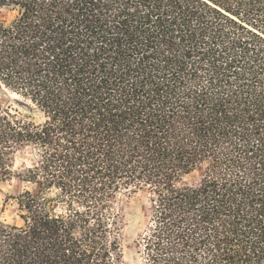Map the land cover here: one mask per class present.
Returning <instances> with one entry per match:
<instances>
[{"label":"trees","instance_id":"16d2710c","mask_svg":"<svg viewBox=\"0 0 264 264\" xmlns=\"http://www.w3.org/2000/svg\"><path fill=\"white\" fill-rule=\"evenodd\" d=\"M2 9L0 84L29 107L0 102V182L32 148L38 190L0 220V264H118L106 212L131 188L152 197L143 264H264V0Z\"/></svg>","mask_w":264,"mask_h":264},{"label":"rangeland","instance_id":"374dc122","mask_svg":"<svg viewBox=\"0 0 264 264\" xmlns=\"http://www.w3.org/2000/svg\"><path fill=\"white\" fill-rule=\"evenodd\" d=\"M5 14L11 15L8 9H2L0 18ZM0 102L11 105L27 114L29 102L4 84H0ZM37 159L34 149L22 148L14 156L12 175L0 182V220L10 223H21L18 204L14 197L26 188L37 191V186L24 181L21 177L27 174ZM202 175V170H196L184 177L187 183H196ZM49 196L57 198L58 191L51 189ZM152 197L146 189H123L117 192L110 200L106 214L115 215L121 231L122 258L118 264H143V234L152 220ZM67 205L57 202V212H64Z\"/></svg>","mask_w":264,"mask_h":264}]
</instances>
